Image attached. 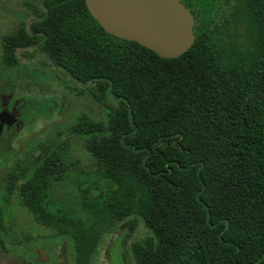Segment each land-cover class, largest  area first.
<instances>
[{"label":"trees","instance_id":"1","mask_svg":"<svg viewBox=\"0 0 264 264\" xmlns=\"http://www.w3.org/2000/svg\"><path fill=\"white\" fill-rule=\"evenodd\" d=\"M180 1L196 38L175 58L107 33L85 0H42L29 30L2 38L4 65L38 47L116 104L106 124L81 116L69 129L100 179L74 175L66 142L5 177L6 205L69 236L73 264H92L105 235L140 221L150 235L127 264H264V0ZM72 175L70 204L52 186ZM36 253L24 259L47 264Z\"/></svg>","mask_w":264,"mask_h":264},{"label":"rangeland","instance_id":"2","mask_svg":"<svg viewBox=\"0 0 264 264\" xmlns=\"http://www.w3.org/2000/svg\"><path fill=\"white\" fill-rule=\"evenodd\" d=\"M41 1L0 0V102L3 103H0L3 105L0 110H8L23 124V129L6 143L7 150L3 148L6 155L0 152V208L4 213V230L0 229V264H29L24 258L37 254L36 250L40 256L35 259L47 261V264H73L68 245L72 239L69 236L57 235L54 230L37 223L19 201L6 205L5 177L10 171L7 164L13 161L10 157L14 153L16 159L25 162L38 155L48 143L66 142L65 146L75 163L72 166L74 175L85 171L92 179H100L95 173L97 166L85 147V140L69 129L81 115L106 124L109 108L116 105L111 97L102 98L92 84L74 81L62 70L51 66L45 54L35 47L19 50V61L15 65L2 63L3 36L20 27L28 30L36 18L35 11L41 7ZM235 30L238 34L236 41L241 42V27L237 25ZM2 136L0 142L6 138V135ZM73 178L72 175L70 181L53 184L52 191L57 199L74 203L77 191L70 188ZM148 235L150 231L141 221L132 230L117 227L104 236L92 264L129 263L131 243Z\"/></svg>","mask_w":264,"mask_h":264},{"label":"water","instance_id":"3","mask_svg":"<svg viewBox=\"0 0 264 264\" xmlns=\"http://www.w3.org/2000/svg\"><path fill=\"white\" fill-rule=\"evenodd\" d=\"M85 1L107 33L136 41L161 57H178L195 42L194 15L180 0Z\"/></svg>","mask_w":264,"mask_h":264},{"label":"flooded vegetation","instance_id":"4","mask_svg":"<svg viewBox=\"0 0 264 264\" xmlns=\"http://www.w3.org/2000/svg\"><path fill=\"white\" fill-rule=\"evenodd\" d=\"M39 8H41V7H39ZM38 8V9H39ZM37 9V11H35V13H36V18H35V20L36 19H38L39 18V14H38V10ZM195 18V17H194ZM33 22V21H32ZM31 22V23H32ZM18 29L19 28H17L14 32H17L18 31ZM29 29H30V27H29ZM28 29V30H29ZM13 33V32H12ZM29 48H31V47H29ZM34 48V47H33ZM35 48H37L38 50H40L38 47H35ZM19 50H22V49H18L17 50V54H18V52H19ZM40 52H42V53H44L43 51H41L40 50ZM45 54V53H44ZM45 57L48 59V61H49V64L51 65V66H53L54 68H57V69H59V70H62V69H60L59 67H56L55 65H53V63H51V61L49 60V58H48V56L45 54ZM63 71V70H62ZM64 72V71H63ZM72 79V78H71ZM75 81V80H74ZM78 82V81H77ZM1 104H3L2 102H0ZM0 106H3V105H0ZM4 106H6V105H4ZM8 111V110H7ZM7 111H3V109H1L0 110V124H1V122H3V124L0 126V138L1 137H3L2 135H6V138H5V140L3 141V142H0V152L1 153H3V155L5 156L6 155V153L7 152H5L6 150H7V145H6V143L8 142V141H10L11 140V138H14L18 133V131L22 128L23 129V124H22V122L18 119V118H16L15 116H13L9 111L7 112ZM3 113H5L6 115H2ZM81 116H86V115H81ZM81 116H79V118L81 117ZM86 117H88V116H86ZM79 118H78V120H79ZM88 118H90V117H88ZM13 119V121H11ZM6 130H8V131H10V132H8V131H6ZM11 130H13V131H11ZM16 130V131H15ZM49 144H51V143H48V144H46V145H49ZM44 147V146H43ZM3 148H4V152H3ZM43 149V148H42ZM39 155V154H38ZM38 155H35V156H33V157H31L30 159H32V158H36ZM17 158V156H16V153H14V156H11L10 157V159L11 160H13L12 162H11V164H7L9 167V170H10V168L11 167H13V165H16L18 162H20V163H27L28 161H29V159L27 160V161H25V162H23V161H20L19 159H16ZM6 160V157H4V161ZM5 194H6V192H5ZM2 230H4V229H2ZM37 251V250H36Z\"/></svg>","mask_w":264,"mask_h":264}]
</instances>
